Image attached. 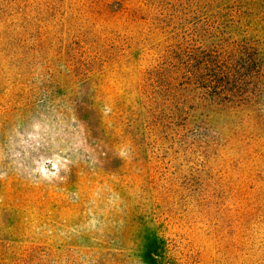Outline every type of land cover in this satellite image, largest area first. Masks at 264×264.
I'll use <instances>...</instances> for the list:
<instances>
[{"label":"rangeland","instance_id":"rangeland-1","mask_svg":"<svg viewBox=\"0 0 264 264\" xmlns=\"http://www.w3.org/2000/svg\"><path fill=\"white\" fill-rule=\"evenodd\" d=\"M242 42L264 0H0V264H264V73L162 88Z\"/></svg>","mask_w":264,"mask_h":264},{"label":"trees","instance_id":"trees-1","mask_svg":"<svg viewBox=\"0 0 264 264\" xmlns=\"http://www.w3.org/2000/svg\"><path fill=\"white\" fill-rule=\"evenodd\" d=\"M196 50L184 51L177 64L171 62V74H167L166 85L162 88L171 92L175 83L185 92L197 90L199 100L230 104L251 97L253 92L248 85H254V79L264 73V62L257 45L242 42L228 48L215 45L214 48L198 47ZM235 56L242 59L239 67L232 60ZM252 65L254 69L250 68Z\"/></svg>","mask_w":264,"mask_h":264}]
</instances>
